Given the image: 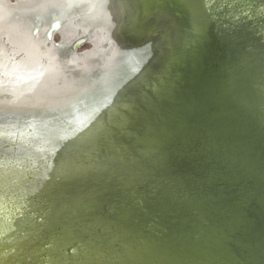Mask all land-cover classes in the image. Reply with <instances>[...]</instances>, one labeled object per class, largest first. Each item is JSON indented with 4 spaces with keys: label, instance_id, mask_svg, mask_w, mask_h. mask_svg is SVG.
<instances>
[{
    "label": "water",
    "instance_id": "water-1",
    "mask_svg": "<svg viewBox=\"0 0 264 264\" xmlns=\"http://www.w3.org/2000/svg\"><path fill=\"white\" fill-rule=\"evenodd\" d=\"M87 3L42 9L49 40L80 11L110 47L99 76L63 87L72 98L61 88L25 105L42 115L11 139L40 160L25 151L5 168L43 175L31 203L57 207L43 236L0 225V257L59 264L84 249L87 264H264V0ZM48 242L68 258L44 260Z\"/></svg>",
    "mask_w": 264,
    "mask_h": 264
},
{
    "label": "rangeland",
    "instance_id": "rangeland-1",
    "mask_svg": "<svg viewBox=\"0 0 264 264\" xmlns=\"http://www.w3.org/2000/svg\"><path fill=\"white\" fill-rule=\"evenodd\" d=\"M71 1L0 0V86L11 91L10 94L0 96V101L2 100L0 107V225L13 228L15 231L23 227L26 230H33L35 235L42 236L50 224L47 218L53 219L51 215L57 207L55 202L44 210L43 207L46 204L49 205V202L42 203L40 209L35 203H31L36 199L41 200L39 196L42 195V191L40 193V189L45 177L38 173H26L25 168L22 167H16L13 170L6 169L7 164L5 163L11 161L9 158L19 156L25 151L28 152L23 156H30V159L35 162L40 160L33 154L35 146H26L23 142L17 143L11 139L14 133L21 131V134H24L25 130L30 127V122L26 118L31 119V117L42 115L35 113V110H28L31 108L25 105H33L38 101L42 104L61 88L59 98H72L74 88L65 91L63 87L66 85L67 87L69 85L78 87L85 78L87 79L89 71H91L90 76L94 78L99 76V68L108 54L110 47L108 30L88 23L84 24L81 20L84 17L80 11L69 16L70 19L74 17L72 21L68 18V21L63 22V30L53 39L49 40L42 33L46 31L48 22L42 17L45 11L42 9L50 8L52 11V6L55 7L58 4L66 6ZM50 11L45 12L50 15ZM73 20L77 24L70 27L69 24L73 23ZM37 22H40L41 26L40 35L30 36L27 33L31 27L30 30L26 29L30 24L35 25ZM59 113L53 110L48 111V115L52 117H57ZM14 126L19 128L14 129ZM30 164L33 165L34 162L30 161ZM35 166H38V163H35ZM75 221L79 222V219ZM16 226L19 227L16 228ZM74 230L78 231L74 232L76 239H79L77 237L86 239L84 237L88 234L85 235L84 231L80 233L83 229L74 226ZM79 253L82 255L78 256L76 253L74 260L69 259L66 253L65 257L68 258L66 262H62L60 258L58 263H89L91 260V256L87 259L89 251L85 252L82 249ZM176 259L180 260L177 263H183L185 260L179 255Z\"/></svg>",
    "mask_w": 264,
    "mask_h": 264
},
{
    "label": "bare ground",
    "instance_id": "bare-ground-1",
    "mask_svg": "<svg viewBox=\"0 0 264 264\" xmlns=\"http://www.w3.org/2000/svg\"><path fill=\"white\" fill-rule=\"evenodd\" d=\"M102 2V0H86V2H88L87 3V6H91V8L92 9H97L98 8V6L100 7V3ZM51 30H52V27H51ZM39 31L40 30H38V33H39ZM37 33V34H38ZM11 93V91H9V90H5L4 88H2V86H0V96L2 95V94H10ZM38 100H40V99H38ZM37 100V101H38ZM35 102V101H34ZM38 102H40V101H38ZM38 102H36V103H38ZM2 103V100L0 101V107H1V104ZM3 107V106H2ZM38 220V219H37ZM48 247L47 248H45L44 246V250H38V252H42V253H45L46 255H44V260H48L49 259V257H50V255L51 254H57V255H66V252H65V250L64 249H62L63 247H65V245H63V247H61V248H59V246L57 245V247H55V246H53V248L50 246V243L48 242L47 244H46ZM77 247H78V249H80V248H82V246L81 245H77ZM52 249V250H51ZM13 250H8L7 251V253H6V256L5 257H0V264H14V263H9L8 261H9V259H10V257H9V255H13ZM76 252V251H75ZM15 254V253H14ZM111 254V253H110ZM2 255V254H1ZM113 260V259H112ZM20 262H18V263H16V264H19ZM108 264V263H107ZM114 264H118V263H114Z\"/></svg>",
    "mask_w": 264,
    "mask_h": 264
},
{
    "label": "flooded vegetation",
    "instance_id": "flooded-vegetation-1",
    "mask_svg": "<svg viewBox=\"0 0 264 264\" xmlns=\"http://www.w3.org/2000/svg\"><path fill=\"white\" fill-rule=\"evenodd\" d=\"M46 30H48V29H46ZM62 30H63V29H61L60 32H61ZM39 35H40V33L37 34V36H39Z\"/></svg>",
    "mask_w": 264,
    "mask_h": 264
}]
</instances>
